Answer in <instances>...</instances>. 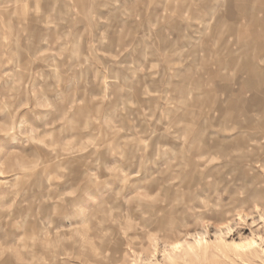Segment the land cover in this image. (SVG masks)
<instances>
[{"label": "rangeland", "instance_id": "374dc122", "mask_svg": "<svg viewBox=\"0 0 264 264\" xmlns=\"http://www.w3.org/2000/svg\"><path fill=\"white\" fill-rule=\"evenodd\" d=\"M0 264H264V0H0Z\"/></svg>", "mask_w": 264, "mask_h": 264}]
</instances>
